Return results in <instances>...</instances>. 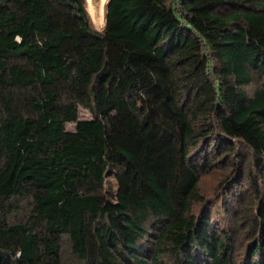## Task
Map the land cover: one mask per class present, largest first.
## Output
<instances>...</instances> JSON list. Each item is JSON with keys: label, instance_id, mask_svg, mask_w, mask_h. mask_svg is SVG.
<instances>
[{"label": "trees", "instance_id": "16d2710c", "mask_svg": "<svg viewBox=\"0 0 264 264\" xmlns=\"http://www.w3.org/2000/svg\"><path fill=\"white\" fill-rule=\"evenodd\" d=\"M237 143L264 264V0H109L102 30L85 0H0V264H231L233 223L191 204Z\"/></svg>", "mask_w": 264, "mask_h": 264}, {"label": "rangeland", "instance_id": "374dc122", "mask_svg": "<svg viewBox=\"0 0 264 264\" xmlns=\"http://www.w3.org/2000/svg\"><path fill=\"white\" fill-rule=\"evenodd\" d=\"M109 0H85V7L87 13L90 18V23L92 27L96 30H102L105 24V16H106V7ZM92 117V113L84 108L79 109V119H90ZM66 128L68 130H72L74 128V124H67ZM238 153L233 157L223 159L222 163H217L211 169H208L205 172H202V176L200 178V182L198 184L197 192L199 198L195 201V203L191 204V212L195 215H198L202 211L210 212L212 216L218 220H221L224 226H227L229 222H232L234 227L231 226V234L233 233L234 243L232 245L231 251V264H244L246 254V247L252 241L249 233L244 231V226L246 222H242V214L248 213L253 214L256 213L257 210V197L259 194H256L255 191L249 187V181L247 180L246 171L251 170L250 163V151L244 147L242 144H236ZM228 159L241 160V173L239 174L237 179H234V176L231 175L230 167H226V162ZM236 174V173H235ZM231 175L230 183L236 184L241 183L245 184L246 190L239 191V186L236 192L232 195L233 191L230 189L231 185H222L223 181L227 179L228 176ZM247 182V183H246ZM113 190L116 189V183L112 181ZM228 196V200L238 199L240 201V205L242 210L237 213L236 216H228L226 214V206L222 205L220 199H226ZM243 207H245L243 209ZM226 209V210H225ZM225 220V221H223ZM240 223L237 226V223ZM237 227V228H236ZM61 258L63 261L69 262L74 259V256L71 253L70 246L68 242L64 239L62 243V253ZM163 264H175L171 260H163L161 261Z\"/></svg>", "mask_w": 264, "mask_h": 264}]
</instances>
